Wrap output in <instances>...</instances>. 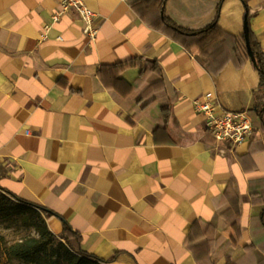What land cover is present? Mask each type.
Here are the masks:
<instances>
[{
    "label": "crops",
    "instance_id": "obj_1",
    "mask_svg": "<svg viewBox=\"0 0 264 264\" xmlns=\"http://www.w3.org/2000/svg\"><path fill=\"white\" fill-rule=\"evenodd\" d=\"M132 1H87L91 43L77 10L54 21L62 0H0V189L55 213L50 230L67 223L106 264H264V89L243 2L223 0L217 29L187 48L158 29L162 10ZM220 1L169 0L164 13L196 31ZM245 1L264 51V0ZM219 32L236 39L242 68L230 58L207 70ZM134 58L159 70L114 71ZM207 93L251 114L252 141L217 142L194 108Z\"/></svg>",
    "mask_w": 264,
    "mask_h": 264
},
{
    "label": "trees",
    "instance_id": "obj_2",
    "mask_svg": "<svg viewBox=\"0 0 264 264\" xmlns=\"http://www.w3.org/2000/svg\"><path fill=\"white\" fill-rule=\"evenodd\" d=\"M168 1L169 0H133L132 7L140 12L154 9L162 10L163 13L159 22L158 29L165 32L174 40L181 42L187 48H190V46L195 44L198 46H202L201 44L204 42V39H206L214 30L217 29V21L219 18L220 8L223 3V0H221L218 5V12L214 21L210 25L196 31L184 29L183 27L175 23L170 17L166 16V14L164 13V7ZM241 1L243 2L246 8V14L248 19L249 40L253 54L252 64L255 70L260 75V88L264 89V51L262 50L259 41L255 37H252L250 35L251 30L248 5L245 0ZM210 42L209 43L211 45H208L209 43L206 44L209 46L206 50L208 56L205 60V66L207 70L214 72L215 74H219L224 68L226 61L230 58L235 59V64L238 68H242L246 64V58L243 52L238 47L236 39L231 34L219 32L218 35L213 37ZM232 44L233 47L230 52V50L227 49H229L228 47ZM220 59H222V62H219L221 61ZM128 67H141L143 73L151 68H153L154 71L159 70L155 62L144 60L143 58H134L126 64L114 67V71L118 74ZM255 110L264 130V97H256ZM0 191L15 202L21 204V206L42 210L46 215L47 219H52L56 216L55 213L44 207L19 199L15 195L2 189H0ZM262 222L264 224V213L262 214ZM235 225H237V223ZM45 233L48 236H51V232L48 230V228L45 229ZM61 237L68 245L66 251L68 255V260L66 264H106L104 261L100 260L96 256L80 248V239L72 232V230H70L67 223L65 222L64 230L61 234ZM34 253L35 252H33L31 247L26 246L24 244L17 243L11 245L10 247L6 246L0 256V264H9L14 260H18L25 264H30V262H35L36 264H44L46 262L45 260H42L40 262L35 261ZM55 264L61 263L58 262ZM228 264L230 263L228 262Z\"/></svg>",
    "mask_w": 264,
    "mask_h": 264
},
{
    "label": "rangeland",
    "instance_id": "obj_3",
    "mask_svg": "<svg viewBox=\"0 0 264 264\" xmlns=\"http://www.w3.org/2000/svg\"><path fill=\"white\" fill-rule=\"evenodd\" d=\"M47 220L42 210L21 206L0 191V256L6 246L18 243L32 248L35 261L45 260L44 264H66L68 245L61 234L50 230ZM46 228L51 232V236L45 233ZM9 264L25 263L14 260Z\"/></svg>",
    "mask_w": 264,
    "mask_h": 264
},
{
    "label": "built area",
    "instance_id": "obj_4",
    "mask_svg": "<svg viewBox=\"0 0 264 264\" xmlns=\"http://www.w3.org/2000/svg\"><path fill=\"white\" fill-rule=\"evenodd\" d=\"M88 0H62V11L54 16L57 22L62 13L73 8L77 10L83 24V32L91 43L99 36L95 25L96 13L88 6ZM196 113L205 117L209 132L217 142L231 148L249 143L255 136V126L248 111H231L225 109L214 93H207L194 101Z\"/></svg>",
    "mask_w": 264,
    "mask_h": 264
},
{
    "label": "water",
    "instance_id": "obj_5",
    "mask_svg": "<svg viewBox=\"0 0 264 264\" xmlns=\"http://www.w3.org/2000/svg\"><path fill=\"white\" fill-rule=\"evenodd\" d=\"M244 37H245V45H246L247 53L250 57V60L253 61V54H252V50L250 47V40H249L247 14L245 15V21H244Z\"/></svg>",
    "mask_w": 264,
    "mask_h": 264
}]
</instances>
